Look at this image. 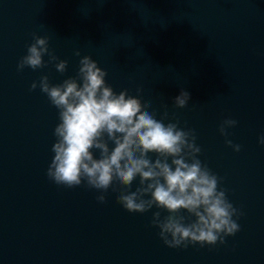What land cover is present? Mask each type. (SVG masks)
Returning a JSON list of instances; mask_svg holds the SVG:
<instances>
[{
  "label": "water",
  "instance_id": "water-1",
  "mask_svg": "<svg viewBox=\"0 0 264 264\" xmlns=\"http://www.w3.org/2000/svg\"><path fill=\"white\" fill-rule=\"evenodd\" d=\"M34 33L50 38L66 72L17 70ZM76 49L114 91L151 102L157 119L166 105L165 123L195 129L199 158L243 213L224 244L170 248L151 225L155 207L128 212L111 189L100 203L96 189L48 178L58 110L30 86L75 76ZM181 88L191 99L176 108ZM225 118L238 121L227 137ZM262 134L264 0H0V264H264Z\"/></svg>",
  "mask_w": 264,
  "mask_h": 264
},
{
  "label": "clouds",
  "instance_id": "clouds-1",
  "mask_svg": "<svg viewBox=\"0 0 264 264\" xmlns=\"http://www.w3.org/2000/svg\"><path fill=\"white\" fill-rule=\"evenodd\" d=\"M49 39L34 33L17 70L54 63L57 72H66L68 60L58 58L49 48ZM74 55L80 57L75 76L52 83L44 74L30 86L31 90L39 87L58 110L48 178L68 188L83 184L96 189L100 203L106 202L111 189L128 212L146 213L155 207L151 225L159 229L160 239L170 248L215 246L235 235L243 213L229 200L223 178L199 158L202 149L196 143L195 129L180 127L179 120L165 123L166 105L157 119L151 102L142 103L128 89L117 93L105 80L107 70L95 59L81 56L80 49ZM190 99V92L181 88L173 98L174 106L184 108ZM237 123L225 118L219 132L227 137L228 129ZM225 143L236 152L241 150L230 139ZM258 143L264 146V134Z\"/></svg>",
  "mask_w": 264,
  "mask_h": 264
}]
</instances>
